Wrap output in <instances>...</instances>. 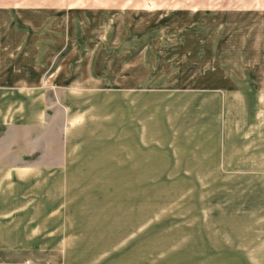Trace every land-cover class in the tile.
<instances>
[{
    "label": "crops",
    "instance_id": "crops-1",
    "mask_svg": "<svg viewBox=\"0 0 264 264\" xmlns=\"http://www.w3.org/2000/svg\"><path fill=\"white\" fill-rule=\"evenodd\" d=\"M154 1L147 25L144 0H0V187L13 176L48 175L51 157L63 174L71 160L82 169L79 134L98 121L85 114L105 109L100 96L110 91L121 92L127 167L141 169L147 83L168 80L167 91L201 98L209 130L198 147L203 167L193 174L240 176L241 206L264 209V0ZM56 123L60 147L51 155ZM19 135L36 156L8 147ZM249 222L264 224V215ZM244 246L243 264H264V231Z\"/></svg>",
    "mask_w": 264,
    "mask_h": 264
},
{
    "label": "rangeland",
    "instance_id": "rangeland-1",
    "mask_svg": "<svg viewBox=\"0 0 264 264\" xmlns=\"http://www.w3.org/2000/svg\"><path fill=\"white\" fill-rule=\"evenodd\" d=\"M144 5L147 25L153 24L155 1L144 0ZM147 51L149 61L154 54ZM149 74L152 79V69ZM112 82L122 87V80ZM170 87L168 80H148L141 169L127 167L121 92L110 91L100 96L105 109L85 114L91 123L98 121L79 134L82 169L73 168L71 160L64 174L58 172L53 169L58 160L47 152L48 175L13 176L11 185L0 187V264L249 262L244 239L264 231V224L249 218L260 219L264 209L241 206L244 193L240 198L234 190L240 176L193 174L203 167L198 147L209 130L201 126V98L182 91L175 95L167 91ZM56 125L50 134L51 155L60 147ZM20 141L19 135L8 147H17L19 154L27 151ZM27 157L23 160L32 162L34 157ZM34 162L42 163L37 157Z\"/></svg>",
    "mask_w": 264,
    "mask_h": 264
}]
</instances>
